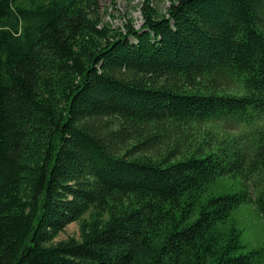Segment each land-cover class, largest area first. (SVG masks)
Wrapping results in <instances>:
<instances>
[{
  "label": "trees",
  "instance_id": "obj_1",
  "mask_svg": "<svg viewBox=\"0 0 264 264\" xmlns=\"http://www.w3.org/2000/svg\"><path fill=\"white\" fill-rule=\"evenodd\" d=\"M168 2L0 0V264L263 261L219 224L264 219V0Z\"/></svg>",
  "mask_w": 264,
  "mask_h": 264
},
{
  "label": "rangeland",
  "instance_id": "obj_2",
  "mask_svg": "<svg viewBox=\"0 0 264 264\" xmlns=\"http://www.w3.org/2000/svg\"><path fill=\"white\" fill-rule=\"evenodd\" d=\"M141 2L142 0H99L98 11L103 22L111 27L124 30L129 19L132 20L134 27H138L142 23ZM168 4V0H153L152 5L159 11L165 12ZM242 187L243 180L239 175H222L208 184L206 193L215 195L232 193ZM231 224H235L241 230L240 240L244 247L239 249L237 253L246 252L252 248H264V219L253 203H241L231 211L226 221L220 223L219 226L225 229ZM68 236H79L77 222L69 223L54 240L64 239ZM259 264H264V259Z\"/></svg>",
  "mask_w": 264,
  "mask_h": 264
}]
</instances>
